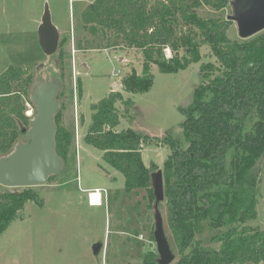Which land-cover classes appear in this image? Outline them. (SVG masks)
<instances>
[{"label":"trees","instance_id":"trees-1","mask_svg":"<svg viewBox=\"0 0 264 264\" xmlns=\"http://www.w3.org/2000/svg\"><path fill=\"white\" fill-rule=\"evenodd\" d=\"M227 5V0H94L81 12L93 38L80 41L79 49L111 48L103 42L113 39L142 52L144 73L132 70L122 79L128 93L152 89V66L174 74L201 61L202 45L211 47L219 62V66L201 65L192 105L182 109L184 142L169 136L161 140L171 150L162 170L169 230L180 254L173 264H264V229L249 224L258 217L263 190L264 164L257 173L249 169L254 161L264 159V33L248 42L232 40L231 20L206 17L200 11L207 7L222 12ZM169 49L173 58L166 57ZM32 81L21 67H11L0 76V159L9 157L21 138L28 137L24 129L31 128L26 103H32ZM118 103L132 106L121 91L91 105L84 143L101 150L105 162L123 174L128 193L146 190L148 198L156 201L154 170L142 154L148 140L131 128L117 131ZM54 121V151L65 163L72 132L62 125L61 113ZM30 201L43 204L33 187L0 192V235ZM204 225L226 228L213 238L219 247L197 240ZM158 259L149 252L145 264H159Z\"/></svg>","mask_w":264,"mask_h":264},{"label":"rangeland","instance_id":"rangeland-1","mask_svg":"<svg viewBox=\"0 0 264 264\" xmlns=\"http://www.w3.org/2000/svg\"><path fill=\"white\" fill-rule=\"evenodd\" d=\"M93 1L0 0V76L11 67H21L26 76L33 79L32 103H26L27 116L33 111L28 117L34 122L44 97L54 96L57 113L62 114V125L73 136V145L67 161H62L61 172L55 174L53 181L33 187L43 204L28 202L24 211L0 235V264H145L146 254H157L152 236L155 201L148 198L146 190H140L138 195L128 193L123 174L105 162L101 150L84 143L91 123V105L113 91H121L124 100L132 101L129 108L118 103L121 118L117 131L131 128L147 138L143 160L155 173L154 167L163 169L171 153L161 140L169 136L184 142L182 109L192 105L201 81V65L219 66V62L211 47L202 45L201 61L174 74L163 73L158 66H152V89L146 93H128L122 87V79L132 70H137L139 75L144 73L140 50L117 45L113 39L103 42L111 48H78L80 41L93 38L81 21V12ZM227 1L224 11L215 12L205 7L200 9L201 14L228 20L233 14V0ZM46 5L61 39L59 50L53 56L43 52L38 37ZM229 28L228 36L241 43L264 33L243 40L235 22L232 21ZM79 55L80 61H88L89 74L79 75L76 61ZM173 56L170 49L166 51L167 58ZM27 142L28 137L24 136L20 144ZM263 164L264 159L254 161L250 173L259 172ZM260 177L263 190L257 206L258 217L249 224L264 229V171ZM24 188L0 184V192ZM96 190H100L102 202ZM89 193L93 204L88 200ZM160 210L178 261L180 254L169 230L166 201L160 204ZM225 230L204 225L197 240L204 246L219 247L220 242L213 238Z\"/></svg>","mask_w":264,"mask_h":264},{"label":"water","instance_id":"water-1","mask_svg":"<svg viewBox=\"0 0 264 264\" xmlns=\"http://www.w3.org/2000/svg\"><path fill=\"white\" fill-rule=\"evenodd\" d=\"M233 14L228 17L236 23L239 37L248 40L264 32V0H233ZM39 44L47 56L55 55L60 47V33L53 24L49 5L45 6L42 22L38 30ZM179 55V53H177ZM76 56L79 75L89 74L88 61H80ZM54 96L44 97L43 105L38 111L35 121L27 132L28 142L20 144L7 158L0 159V184L10 187H35L46 184L50 177L61 172L62 160L55 154V107ZM154 190L155 231L159 264H173L176 261L169 238L165 230V220L160 204L165 198L163 170L159 169L151 175ZM98 249H96V252Z\"/></svg>","mask_w":264,"mask_h":264},{"label":"built area","instance_id":"built-area-1","mask_svg":"<svg viewBox=\"0 0 264 264\" xmlns=\"http://www.w3.org/2000/svg\"><path fill=\"white\" fill-rule=\"evenodd\" d=\"M32 112H33V111H31L29 114H32ZM29 114H28V116H29ZM104 191H105V190H104ZM93 192H95V191H93ZM96 192H98V193L101 194L100 190H96ZM90 193H91V192H90ZM90 193H89V199H88V200L90 201V204H93V203H92V200H91V194H90ZM100 200H101V202H102V194H101V198H100Z\"/></svg>","mask_w":264,"mask_h":264}]
</instances>
